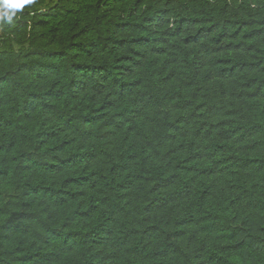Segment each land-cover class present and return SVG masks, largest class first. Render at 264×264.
Returning <instances> with one entry per match:
<instances>
[{
	"label": "trees",
	"instance_id": "obj_1",
	"mask_svg": "<svg viewBox=\"0 0 264 264\" xmlns=\"http://www.w3.org/2000/svg\"><path fill=\"white\" fill-rule=\"evenodd\" d=\"M0 264H264V0L0 24Z\"/></svg>",
	"mask_w": 264,
	"mask_h": 264
},
{
	"label": "clouds",
	"instance_id": "obj_2",
	"mask_svg": "<svg viewBox=\"0 0 264 264\" xmlns=\"http://www.w3.org/2000/svg\"><path fill=\"white\" fill-rule=\"evenodd\" d=\"M32 0H0V24H11L13 17L22 12Z\"/></svg>",
	"mask_w": 264,
	"mask_h": 264
}]
</instances>
